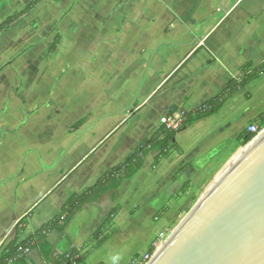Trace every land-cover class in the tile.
<instances>
[{
	"label": "crops",
	"instance_id": "0c3cea01",
	"mask_svg": "<svg viewBox=\"0 0 264 264\" xmlns=\"http://www.w3.org/2000/svg\"><path fill=\"white\" fill-rule=\"evenodd\" d=\"M50 1L63 9L64 18L76 20L71 41L54 27L52 40L59 36V43L49 59L47 46L46 63L41 62L46 76L38 78L36 67L20 60L21 37L36 34L27 26L44 0L0 35V253L14 239L19 222L24 224L17 244L57 216L70 196L123 163L162 126L168 111L180 117L217 96L238 78L243 64L253 63L250 51L261 49L256 30L264 3L250 13L242 7L245 0H49L54 7ZM245 27L257 37L252 48L230 42ZM237 95L216 115L176 134L181 153L153 171L149 167L158 152L150 153L116 200L107 193L85 205L68 224L67 239L57 241V233L50 232L47 241L56 242L60 256L88 252L84 264H130L146 254L158 237L149 221L156 222L165 207L166 216L176 201L172 197L192 177L208 172L212 161L220 162L210 151L217 152L225 138L213 135L218 126L212 123ZM262 112L255 108L248 116ZM227 128H219L226 139ZM48 131L52 135L41 136ZM40 143L47 145L42 153ZM57 150L56 156L46 154ZM153 197L170 201L152 216L146 212L155 207ZM115 206L119 212L111 226L96 234ZM107 234L109 239L96 247ZM25 257L26 264H44L36 248Z\"/></svg>",
	"mask_w": 264,
	"mask_h": 264
},
{
	"label": "rangeland",
	"instance_id": "374dc122",
	"mask_svg": "<svg viewBox=\"0 0 264 264\" xmlns=\"http://www.w3.org/2000/svg\"><path fill=\"white\" fill-rule=\"evenodd\" d=\"M1 1L5 2L0 5V21L4 17L12 14L13 12H17L26 4L34 0H0V2ZM50 3L54 5V7H52L51 5L49 6V0H44L43 3H40L41 6L38 7V9L32 15V18L35 16V18L32 19L33 23L27 26L31 29H35L36 34H32L31 36H29V38L28 36H25L24 39L21 37L22 57L20 58V60L22 64L31 63L32 67H36L38 78L47 75L43 70L44 65H41V62L46 63L44 58L47 54V46L54 36V27L60 29L62 34H64L66 41H71L73 35L72 26L74 24L73 22L76 20V18L74 17L64 18L62 13L63 9H61V7H55V4L51 1ZM263 3L264 0H245L242 7L244 8V10H248L250 13H252L257 11L259 6L262 10ZM50 18L52 20H50ZM29 20L30 19L23 21L20 26L24 27V25ZM260 21H262L261 27L257 29L256 32H260L261 52H259L260 50L257 51L256 48V51L251 50L249 53V56L252 57L251 60L255 64H260L264 61V12L261 15ZM250 22L251 21H249V23ZM87 26L92 27V25H90L89 23L87 24ZM247 30L249 31V36L246 35ZM252 31L253 30L251 29V27H245L244 29H242V31H237V33L230 38V42L234 41V45H237L239 47L243 45V48H252V39L256 40L257 38L256 36L254 37L252 35ZM35 44H37V46L34 47ZM29 47H31V50L28 52ZM253 63H251V72L256 71V67H253ZM259 64H256V66ZM239 76L240 72L238 77ZM258 80L257 82L255 80L256 83L252 85L251 90L245 89L244 91L239 92L238 95L235 96V98L225 106V109L217 117H215V122L212 123V125L216 124V126H218L215 127V132L213 135L217 136L219 140L225 138L223 142L219 143V145L217 146V148H219L217 152L214 149L210 151L211 158L220 162L215 163V161H212V165L207 166L209 167L207 168L208 172L202 174L201 177L200 175L198 177H192L187 182V184L184 185L183 189L172 197V199L176 201H174L170 205L169 213L166 216H164L163 214V211H166L167 209L166 207L159 212L158 210L161 207L166 206L167 203L169 204L170 200L167 199L163 203V198L159 199L153 197L152 203L155 205V207L153 209H147L146 213L153 216L158 212L155 216L157 221H149L150 227L152 226V228L156 229L155 235L158 237L154 241L153 246H151V248L153 249V253L151 255L146 253L143 256L139 257L136 264H147L151 257L154 255V252L158 245L159 251L161 250V248L168 241V236L175 233L181 222L187 215H189V212H191L192 208L196 205L199 198L201 197V194L205 192L207 187L211 184V182H213L218 173L233 159V157L239 152L240 149L246 146H242V142L247 136L246 128L251 123H256L259 126L260 121L258 119V116L261 114L260 113L256 117H250L248 116L249 112H251L255 108H257L258 110L260 108V110L263 111L262 113H264V74L259 76ZM171 115L172 112L168 111L165 119L167 117H170ZM182 116L183 114L181 115V118ZM227 124L228 136L226 139V136L224 137V132L219 133V128L222 127L224 129ZM40 133L41 132H39L38 129L37 136ZM48 135H52V132L48 131L47 133H43V135L41 136L46 137ZM215 141L217 142V140ZM45 146L47 145L40 143L38 152L42 153V149ZM43 150L45 151V149ZM58 153V150L55 152H51L50 154H48V151H46V154L50 157L56 156ZM43 155H45V153L41 154V156ZM165 198H167V196ZM183 200L187 201V204L182 206ZM159 206L160 208H158ZM169 224L171 225L166 228V226ZM145 255L148 256L147 259L145 258Z\"/></svg>",
	"mask_w": 264,
	"mask_h": 264
},
{
	"label": "water",
	"instance_id": "95a60500",
	"mask_svg": "<svg viewBox=\"0 0 264 264\" xmlns=\"http://www.w3.org/2000/svg\"><path fill=\"white\" fill-rule=\"evenodd\" d=\"M153 258L148 264H264V137Z\"/></svg>",
	"mask_w": 264,
	"mask_h": 264
},
{
	"label": "trees",
	"instance_id": "16d2710c",
	"mask_svg": "<svg viewBox=\"0 0 264 264\" xmlns=\"http://www.w3.org/2000/svg\"><path fill=\"white\" fill-rule=\"evenodd\" d=\"M41 1L42 0H34L21 11L14 12L5 18L0 23V35L8 30L10 26L17 22L21 17L32 11ZM52 1L59 3L62 0ZM58 43L59 36H56L48 45V55L46 59H49L55 53ZM255 67L256 71L251 72V62L243 64L239 69L240 76L236 79L230 80L217 96L204 102L194 110L183 114L181 125L178 130L173 131L166 129L165 126H160L148 138L144 139L142 143L125 158L123 163L106 171L93 186L84 189L80 194H73L70 196L57 216L44 224L26 240L17 244V235L20 231L19 225L24 224L23 221L19 222L15 229L14 239L10 241L0 253V264H7L10 260L13 261L12 264H26V257L25 255H19L17 250L18 247H29L30 250L35 248L38 249L44 264H71L73 258L76 256L78 258L75 261L84 264L88 252L80 253L76 250H72L67 255L60 256L56 252V242L53 244L49 243L46 235L50 232H54L58 235L57 241H60L62 238L67 239L65 230L75 214L85 205L95 203L101 196L107 193H111L113 200H116L121 186L132 179L145 166V159L150 153L154 151L158 152L149 167L150 171H153L162 160L168 159L173 153H181L179 147L175 143L176 134L204 119L216 115L233 95L246 89L248 85L264 74V61ZM258 119L260 121L259 129L261 130L264 128V113H261L258 116ZM82 123L83 121L77 122L72 126L71 130L76 131ZM250 141L251 137L246 136L242 142V146ZM183 170L184 169H181L178 173H181ZM118 212L119 207H113L100 228L96 231V234L109 228ZM109 236L110 234L105 235L98 242L96 247L102 246L109 239ZM152 250L153 249L150 247L146 253L151 255L153 253ZM138 259L139 258H136L130 264H136Z\"/></svg>",
	"mask_w": 264,
	"mask_h": 264
},
{
	"label": "bare ground",
	"instance_id": "6f19581e",
	"mask_svg": "<svg viewBox=\"0 0 264 264\" xmlns=\"http://www.w3.org/2000/svg\"><path fill=\"white\" fill-rule=\"evenodd\" d=\"M264 137V131L261 132L256 138L251 140L249 144H246L245 147L239 150V152L233 157V159L218 173L213 182L207 187L205 192L201 195L196 205L192 208L189 215L185 217V219L181 222L180 226L177 228L174 234L168 236V241L161 248L157 246L154 252L153 260L163 251V249L169 244L172 238L177 234V232L183 227V225L187 222L190 216L200 207V205L206 200V198L218 187V185L228 176V174L244 159V157L255 147V145ZM201 194V193H200Z\"/></svg>",
	"mask_w": 264,
	"mask_h": 264
},
{
	"label": "built area",
	"instance_id": "2783aa9c",
	"mask_svg": "<svg viewBox=\"0 0 264 264\" xmlns=\"http://www.w3.org/2000/svg\"><path fill=\"white\" fill-rule=\"evenodd\" d=\"M180 125H181V116L179 117V116L172 114L170 117H167L166 119L163 120V126H165V128L169 130L176 131L179 129ZM263 131H264V128L260 130L259 126L256 123H251L246 128V133H247L246 135L248 137H251V140H253ZM17 250H18L19 255H27L30 252L29 247H24V248L18 247ZM77 258H78L77 256L73 258L72 260L73 262L71 264H80L75 261L77 260ZM145 258L147 259L148 256L145 255ZM151 259L149 260V262L151 261ZM12 262L13 261L10 260L7 262V264H12Z\"/></svg>",
	"mask_w": 264,
	"mask_h": 264
}]
</instances>
